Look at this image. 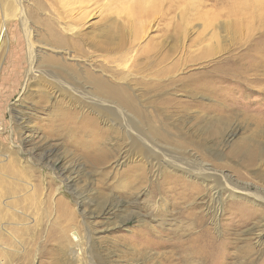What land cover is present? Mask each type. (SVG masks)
<instances>
[{"label":"rangeland","instance_id":"rangeland-1","mask_svg":"<svg viewBox=\"0 0 264 264\" xmlns=\"http://www.w3.org/2000/svg\"><path fill=\"white\" fill-rule=\"evenodd\" d=\"M241 2L0 0V264H264V8Z\"/></svg>","mask_w":264,"mask_h":264},{"label":"bare ground","instance_id":"bare-ground-1","mask_svg":"<svg viewBox=\"0 0 264 264\" xmlns=\"http://www.w3.org/2000/svg\"><path fill=\"white\" fill-rule=\"evenodd\" d=\"M173 1V0H172ZM254 3V4H253ZM241 4H243V7H241ZM253 4V6H252ZM261 9V8H264V0H254V1H251V0H244V2H241L239 4V10L240 12L244 15H246L249 19L252 18V15H250L249 11L251 9ZM138 11L135 10V9H131L128 16H127V19H126V22L125 24L128 25V28H125L124 30H122L121 32H119L118 34L119 35H122L124 34L125 37H120V40H121V45L124 44L125 42V39H126V34L129 32V28H130V23H133L134 24V15L137 14ZM244 19V18H243ZM242 22V21H241ZM109 33V32H108ZM55 34V33H54ZM111 35V34H110ZM118 35V36H119ZM79 36V35H78ZM107 36L109 38H111L109 36V34H107ZM112 36V35H111ZM113 37V36H112ZM65 38V37H64ZM114 38V37H113ZM116 38V37H115ZM119 38V37H117ZM117 38L115 39V41L113 42L112 40H110V43H114L116 45V40ZM59 42V40H57ZM105 42V46H103L104 48H106V51L107 52H111V50H113V47H110L109 44H107L108 41H104ZM102 47V48H103ZM116 47H119V45H116ZM52 59V58H51ZM50 59V60H51ZM52 61H55L57 67L60 68V70L68 73V74H71L75 77H77L79 74H81L79 72L78 69L74 68L73 66H70V65H67V64H64L62 62V60H56L55 58L52 60ZM51 61V62H52ZM54 63V62H53ZM54 63V64H55ZM79 66V65H78ZM82 68V67H81ZM86 68V67H85ZM88 69V68H87ZM86 70V69H85ZM89 70V69H88ZM60 72V71H59ZM85 72V71H84ZM82 75V74H81ZM65 76V75H64ZM86 76V75H85ZM58 77V76H57ZM81 77V76H80ZM79 78V77H78ZM85 79V78H84ZM76 80V79H74ZM82 80H80L81 82ZM84 81V80H83ZM57 82V80H56ZM87 83H89V87L92 89V94L94 98H98V99H101L103 102H106L105 103V106L109 109V110H112L114 111L113 109L115 108V105L116 106H121V107H128V108H131L133 107L132 104H131V100L129 99V95H128V90L126 89V86L124 84H119V83H116L115 81L113 82L109 77H105L104 75H97L95 73H93V71H89L87 73V79L86 81H84ZM58 83V82H57ZM60 83V82H59ZM73 83V82H72ZM71 84V83H70ZM75 84V83H73ZM81 84V83H80ZM66 86V85H65ZM75 86V85H74ZM76 87V86H75ZM79 87V85H78ZM66 88V87H65ZM82 88V87H81ZM79 89V88H78ZM89 89V88H88ZM70 90V89H69ZM84 90V89H82ZM75 92V91H74ZM80 92V91H79ZM82 92V91H81ZM76 93V92H75ZM79 94V93H78ZM83 94V92H82ZM81 94V96H82ZM86 94L89 95V93L87 92ZM84 95V94H83ZM80 96V95H79ZM87 96V95H86ZM85 96V97H86ZM88 97H91L90 95ZM92 97V98H93ZM99 101V100H98ZM100 103V101H99ZM102 104V103H101ZM114 104V105H113ZM114 106V108H112ZM123 112V109H119ZM116 112V111H115ZM120 112V111H118ZM134 128L135 130H138V127L137 125L135 124L134 125ZM51 153V152H50ZM48 158V157H47ZM48 161V160H47ZM166 162H168L169 164H174V165H177L179 168L181 167H184L182 165H180V163L174 159H166ZM186 168V167H185ZM183 169V168H181ZM189 171V170H188ZM229 190H231V192H233L234 194L235 193H238L240 191H244V189H242L241 187H237L236 186H233V188H230ZM228 190V191H229ZM215 193H217V196L219 198L220 194H221V190H215ZM215 196V194H214ZM216 196V197H217ZM228 196H230V198H233L232 196L233 195H230V193H228ZM218 200V199H217ZM223 202V201H222ZM262 232H264V229L261 230L260 232V235L262 234ZM261 237V236H260Z\"/></svg>","mask_w":264,"mask_h":264}]
</instances>
